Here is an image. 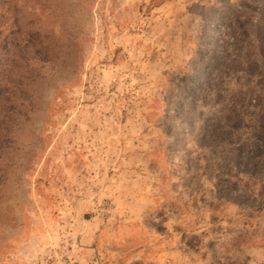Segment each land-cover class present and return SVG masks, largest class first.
<instances>
[{"label":"rangeland","instance_id":"1","mask_svg":"<svg viewBox=\"0 0 264 264\" xmlns=\"http://www.w3.org/2000/svg\"><path fill=\"white\" fill-rule=\"evenodd\" d=\"M12 5L60 54L5 144L0 264H264V0Z\"/></svg>","mask_w":264,"mask_h":264},{"label":"trees","instance_id":"2","mask_svg":"<svg viewBox=\"0 0 264 264\" xmlns=\"http://www.w3.org/2000/svg\"><path fill=\"white\" fill-rule=\"evenodd\" d=\"M14 1L17 0H0V177L2 178L6 177V169L2 167L6 166L5 144L9 143L11 138L12 125L28 116V104L32 107L36 102L35 91L30 83L42 75L45 66L55 61L53 59H57L60 54L56 52V48H51L58 38V29L56 27H50L51 30L46 29L44 16L40 13L33 15L30 20L26 17L28 22L25 25L18 19L17 9L12 5ZM33 5L38 7L40 3L35 1ZM257 27L258 41L264 45V5L260 10ZM44 50L47 52H43ZM215 71L216 67H213L212 72ZM261 118L264 119V113ZM261 133H263L262 126ZM254 137L256 139L258 136ZM235 150L236 159L243 160L244 145H239ZM253 153H247L249 159Z\"/></svg>","mask_w":264,"mask_h":264}]
</instances>
